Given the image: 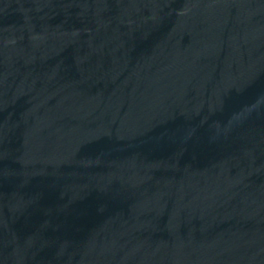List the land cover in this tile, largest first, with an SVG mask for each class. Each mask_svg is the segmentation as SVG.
<instances>
[{
	"label": "water",
	"instance_id": "1",
	"mask_svg": "<svg viewBox=\"0 0 264 264\" xmlns=\"http://www.w3.org/2000/svg\"><path fill=\"white\" fill-rule=\"evenodd\" d=\"M0 264H264V0H0Z\"/></svg>",
	"mask_w": 264,
	"mask_h": 264
}]
</instances>
